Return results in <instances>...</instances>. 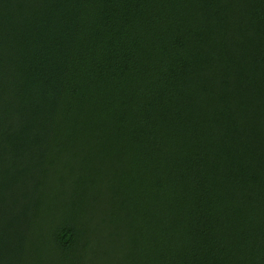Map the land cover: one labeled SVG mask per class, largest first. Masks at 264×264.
Masks as SVG:
<instances>
[{"label":"trees","instance_id":"16d2710c","mask_svg":"<svg viewBox=\"0 0 264 264\" xmlns=\"http://www.w3.org/2000/svg\"><path fill=\"white\" fill-rule=\"evenodd\" d=\"M0 264H264V0H0Z\"/></svg>","mask_w":264,"mask_h":264}]
</instances>
